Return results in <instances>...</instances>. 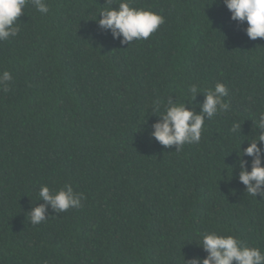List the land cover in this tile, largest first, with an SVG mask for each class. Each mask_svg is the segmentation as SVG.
I'll use <instances>...</instances> for the list:
<instances>
[{"label":"trees","instance_id":"1","mask_svg":"<svg viewBox=\"0 0 264 264\" xmlns=\"http://www.w3.org/2000/svg\"><path fill=\"white\" fill-rule=\"evenodd\" d=\"M128 2L165 22L122 44L98 24L107 0H46L48 14L27 4L0 41L12 76L0 87V264H186L208 255L205 232L264 253V198L245 191L237 156L260 131L264 38L249 39L223 0ZM217 82L229 109L205 119L199 143L176 151L151 136L170 98L199 113ZM65 184L81 207L48 205L31 224L40 187Z\"/></svg>","mask_w":264,"mask_h":264},{"label":"clouds","instance_id":"2","mask_svg":"<svg viewBox=\"0 0 264 264\" xmlns=\"http://www.w3.org/2000/svg\"><path fill=\"white\" fill-rule=\"evenodd\" d=\"M109 6L99 12L98 24L101 28L111 30L114 39L120 38L122 44H131L134 40L148 39L150 34L157 31L164 21V17L147 8L135 7L128 0H121L117 7H112V0H107ZM31 4L41 14H48L49 6L46 0H0V41H7L15 37L19 31V25L15 24L23 13V8ZM223 3L231 12V19L239 22H247L245 29L251 40L264 38V0H223ZM12 79L8 71L0 74V87L8 91L7 83ZM191 94V103L195 100L196 94L201 92L196 84L188 88ZM204 93V101L201 110L196 113L186 107L185 102H173L170 98L164 112L157 122L152 125L151 136L155 137L166 147L176 146L180 151L186 144L199 143L205 119H211L219 112H226L229 104L224 101L228 95V88L222 82H217L214 88ZM154 111H159V103L154 105ZM256 129H259L257 136L249 141L246 148L237 152L239 161V181L246 186L245 191L253 196L264 198V149L259 145L264 143V111H260L258 119L253 121ZM241 124L234 123L232 131H240ZM251 156V170L246 167L243 157ZM39 199L44 203L39 206L33 205L28 212L31 224L37 225L47 219L45 211L48 205L55 212H65L69 208L81 207L83 193H76L71 185L65 184L58 191H51L47 185H42L38 193ZM38 199V200H39ZM200 246L207 251L204 258L185 259L186 264H264V253L258 247H250L244 244L234 235H222L217 232L201 233Z\"/></svg>","mask_w":264,"mask_h":264}]
</instances>
